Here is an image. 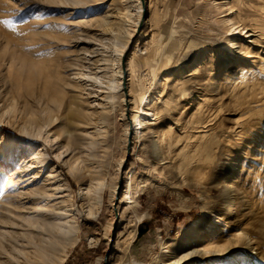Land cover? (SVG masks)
Returning <instances> with one entry per match:
<instances>
[{
  "label": "rangeland",
  "instance_id": "1",
  "mask_svg": "<svg viewBox=\"0 0 264 264\" xmlns=\"http://www.w3.org/2000/svg\"><path fill=\"white\" fill-rule=\"evenodd\" d=\"M210 1L139 0L141 10L133 24L134 16L129 22L120 19L122 0H0V214L7 217L6 222L0 220L2 264H9L12 245L25 241L28 227L23 220L37 212L38 217L58 223L69 222L73 213H80L78 239L62 264H160L165 256L159 251L160 241L170 242V249L178 247V253L186 246L202 247L198 236L205 234L208 222L217 220L221 207L214 184L224 178L222 163L239 160L243 166L233 183L239 194L222 209L220 221L230 227L218 233L222 235L219 243H224L223 251H227V240L234 241L233 235L241 232L240 236L254 240L264 255V90L256 98L258 102L246 95L240 105L235 98L221 97L226 88L223 81L219 80L216 89L211 85L219 76L217 65L224 58L226 33L219 32L214 20L222 14L211 11ZM240 2L242 8L252 7L247 15L233 14L234 19L247 26L263 17V11L253 9L254 0ZM126 32L131 33L129 38ZM115 37L128 40L119 56V87L111 109L106 81L114 67L110 45ZM246 40L237 35L236 41L247 46L249 54L263 55ZM153 48L157 54H148ZM156 48H161V53ZM218 48L222 49L219 53ZM197 52L201 73L184 84L183 95L172 93L171 110L159 113L158 121L152 122L158 134L170 126L178 134L202 131L207 137L192 153L187 168L183 164L181 169L170 164L159 168L147 157L145 140L133 138L132 129L123 140L128 102L141 89L156 94L154 85H159L165 97L176 75L194 65ZM31 64L44 65L46 77L28 79ZM52 89L58 90L62 99L73 90L83 110L107 115L100 121L94 113L83 133L93 144L82 148L67 144L59 135L64 126L60 110L53 111L55 120L50 125L42 123L51 105ZM22 127L31 132L39 129L40 136L22 132ZM39 148L45 152L44 165L31 155ZM131 170H135L138 184L145 179L148 183L136 203L128 207L119 200L124 175ZM100 176L105 181L102 202L96 215L89 216L80 206L79 187ZM112 183L115 190L110 197ZM33 192L42 195L36 196V205L28 202L35 197ZM204 212H208L205 224L186 245L187 227ZM244 258L239 248H233L228 255L189 263L238 264ZM245 264L264 261L253 257Z\"/></svg>",
  "mask_w": 264,
  "mask_h": 264
},
{
  "label": "bare ground",
  "instance_id": "2",
  "mask_svg": "<svg viewBox=\"0 0 264 264\" xmlns=\"http://www.w3.org/2000/svg\"><path fill=\"white\" fill-rule=\"evenodd\" d=\"M122 2L123 10L118 11V13L120 14V19L125 18L129 22V20H131V17L134 16V24L141 10L139 0H122ZM254 2L257 5L254 4L253 9L263 11L262 13L264 14V0H254ZM209 3L211 11L215 12L217 15L222 14V16H219L217 20L215 18L216 21L214 20L215 24L220 29V31H218L221 33H226V36L222 40V44L224 46V58L217 65L218 72L216 75L219 76L217 77L218 79L212 82L211 85H213L216 89V87L220 85L219 83L223 81V84L226 85V88H223L222 93H224V95H221V97H228V99L235 98L236 103H239L241 105L242 98H245L247 95L251 99H255L256 103L258 102L256 98H258L261 91L264 90V82L261 81V79L264 78V15L260 18L259 21H253V23H248V25L245 26L243 23L239 22V20L234 19L233 14H235V16L237 17H239V14L241 13L243 15L249 14L250 10H248V8L250 9V7H252L250 4L249 6L247 5L246 7L242 8L240 0H226L224 2H220L219 0H211ZM130 34L131 33L127 34L128 38ZM144 35L145 32L142 36ZM237 35L246 38L247 45L255 47V49L260 51V53L262 52L263 55L249 54V52L246 51L247 46L244 47L242 43L236 41ZM128 38L126 39L128 40ZM115 39L117 40L111 41L110 45L111 61L114 63V67L106 81V89L109 92V94H107V99L110 104L109 108L111 109L115 105V99L117 98V89L119 87V56L121 55L123 47L127 43L125 37L123 40H119L116 37ZM154 49L155 48L151 49L148 54H157L156 52H153ZM156 49L157 52L161 53L159 51L161 50V48ZM233 49H235L236 51H234ZM133 50L134 48L130 52L129 56L133 54ZM221 50V48H218L217 52L219 53L221 52ZM205 54H207V52ZM200 56V52H197L194 58V65L176 75V78L172 81V85L168 86V88L171 87V92L168 93L165 97H163L164 95L161 96L163 90L159 89V85H154V87L152 88L153 90H155L156 94L152 93L149 95L141 89L137 96H130V102H128L130 104L128 116H124L123 140L126 139L127 131H129V129H132L133 138L145 140L144 142L147 143V157L152 160L154 165H159V168L164 167V165L166 164L175 166L177 169H181L179 166L183 164L184 168H187L191 163L192 158H194V155L192 156V153H194L196 149H200L203 146V143H205L204 141L207 137V134L205 132L195 131L178 134L175 133L174 130L171 131V127L168 126L165 130L162 131L161 134H158L156 130H154L155 122H152L156 119L158 121V114L161 112L169 111L170 107L174 104V99L171 98V95L174 94L175 96H178L179 94H182L184 92V84L189 83V79H191V77H194V75L197 76L198 72H200ZM161 58L164 57L162 56ZM249 58L251 59V61H249ZM203 66L205 67V65ZM250 66L256 68V70H254ZM43 68L44 65L42 64L41 68L40 66L37 67V65H29L28 72L30 76L28 75V79L34 75H37L39 77H46V75H44L45 72L43 71ZM152 68L153 66L150 67V69ZM153 76L155 77V75ZM168 78H170V76ZM219 80L221 81L219 82ZM207 88L209 89V87ZM52 90L53 91L48 98V101L51 105L46 109L47 115L42 123H45V125H50L55 120L53 111L60 110L62 120L64 121V126L60 128L59 135L66 138L67 144H72L77 148H82L86 144H93V141H87V138L84 137L83 133L92 122L91 119L94 113L96 115V119L100 121L105 120L107 115L101 111L87 112L86 110H83L81 99L73 90L72 92H68L69 94L66 95L65 99H62L61 93H59L58 90ZM198 99L200 100L202 98ZM211 100L207 99L208 102H210ZM236 103L234 101L235 105ZM245 104L247 105L248 103L246 102ZM200 109L201 108H199V111ZM247 113L249 112L247 111ZM19 130L33 136H40L39 129L36 132L28 131V129L26 130L25 127H22ZM31 155L34 160L38 161V163H41L42 165L47 163V159L44 158L45 152H43L42 148H39L37 152H33ZM120 164L121 163L119 161L117 164V169ZM242 166V160L237 161L235 164H233L232 162L222 163L221 174L224 176V178L223 180L214 184L217 188V197L219 202L221 203V207L220 210L216 212L218 214L217 220L215 219L216 221L213 220L208 222V225H206L207 229L205 234L198 236L200 245L202 247L186 248V246L184 248V251L178 253V247L175 249H170V242L160 241L159 251L162 255H165L160 264H190L189 262L193 260L198 262L200 260H205L208 257H216L224 253H227L228 255L233 248H239L245 256L242 262L240 261L238 262V264L248 263L249 260L253 257L264 261V255L263 253H260V251H258L259 248L257 247L256 242L251 238L244 239L243 236H240L243 234L241 232L240 234L233 235L234 241H231L228 238L229 240H227V243H230V246H227V251H223L224 243H219L220 237L222 235L218 236V233L220 234L226 228L230 227L228 226L227 222L222 223L220 221L222 220L220 215L222 214V209L226 207L225 204L227 203V201L233 199V197L236 198V196L239 194L238 191L235 190L233 183L239 179ZM154 169H156L155 166ZM159 171H161V169ZM147 183L148 182L145 179L143 184L139 183L141 185L139 186V184L136 182L135 170H131L125 173L124 184L121 191L119 204L123 203L128 207H132L133 204L136 203L138 193L141 192L143 187L147 186ZM104 186V178L100 176L91 178L88 185L79 187L78 193L80 195V206L85 214L89 216L96 215L102 202V191ZM109 188V194L111 197L115 190V183H112ZM32 194L35 197L29 199L28 202H31L32 205H36L39 201L37 199L38 197L36 196H39V198H41L42 195H40L39 192H33ZM34 211L36 212V210ZM79 214V212L73 213L71 220L65 223L55 222L54 220L46 216L38 217V212L37 215H34L31 218H25L23 220V225L28 227V231L25 233V241L20 246L12 245V249L10 251V253L12 254L9 257V264H62L65 261L71 247L78 239L79 225L77 216H79ZM207 214L208 212H204L199 218L195 219L189 224V226L187 227V232L189 233L187 236L188 240H185L186 242L184 241L186 245H189L194 240L193 237L197 236L196 234L205 224L204 221ZM37 218H39L40 221L36 220ZM6 219L7 217L0 214V220H5L6 222ZM219 221L221 223H219ZM176 238L181 239V237ZM206 239L208 243L205 242ZM2 251H4L3 248ZM13 251H17V253H13ZM253 261L255 260L253 259ZM0 264L2 263L0 262ZM132 264L140 263L133 261Z\"/></svg>",
  "mask_w": 264,
  "mask_h": 264
}]
</instances>
